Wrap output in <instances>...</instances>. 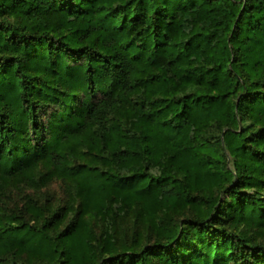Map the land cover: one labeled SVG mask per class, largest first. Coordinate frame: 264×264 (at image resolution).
<instances>
[{
	"label": "trees",
	"instance_id": "1",
	"mask_svg": "<svg viewBox=\"0 0 264 264\" xmlns=\"http://www.w3.org/2000/svg\"><path fill=\"white\" fill-rule=\"evenodd\" d=\"M0 264H264V0H0Z\"/></svg>",
	"mask_w": 264,
	"mask_h": 264
},
{
	"label": "rangeland",
	"instance_id": "2",
	"mask_svg": "<svg viewBox=\"0 0 264 264\" xmlns=\"http://www.w3.org/2000/svg\"><path fill=\"white\" fill-rule=\"evenodd\" d=\"M14 192H12V195H20V196H24L26 193H31V192H26V191H22V190H18L15 191L13 189ZM37 196L39 195H46L47 197L49 196H53L57 199L59 198H63L64 196V192H63V188L61 186V184L58 181H52L48 186H46L45 188L41 189L40 191H38L36 193ZM20 201V200H18Z\"/></svg>",
	"mask_w": 264,
	"mask_h": 264
}]
</instances>
